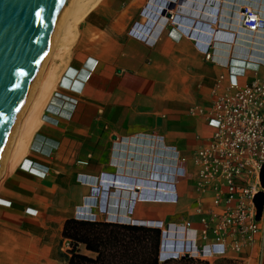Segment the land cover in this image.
I'll use <instances>...</instances> for the list:
<instances>
[{
    "label": "crops",
    "instance_id": "0c3cea01",
    "mask_svg": "<svg viewBox=\"0 0 264 264\" xmlns=\"http://www.w3.org/2000/svg\"><path fill=\"white\" fill-rule=\"evenodd\" d=\"M152 1L96 0L73 27L43 79L50 96L30 141L20 154L14 144L0 178V264H69L64 223L102 177L112 182L103 195L112 220L184 227L197 232L198 248L210 243L200 236L205 215L196 210L207 213L213 193L199 192L191 175L193 156L213 129L196 108L211 107L220 77L221 92L233 76L240 85L264 83V29L246 32L239 16L250 4L264 20V0H180V18L209 26L210 12H218L211 60L172 25L152 42L132 36ZM161 4L147 16L155 20ZM151 180L175 186V200L139 199L138 182ZM261 229L241 252L185 254L162 264H264V222ZM80 252L96 256L84 246Z\"/></svg>",
    "mask_w": 264,
    "mask_h": 264
},
{
    "label": "built area",
    "instance_id": "2783aa9c",
    "mask_svg": "<svg viewBox=\"0 0 264 264\" xmlns=\"http://www.w3.org/2000/svg\"><path fill=\"white\" fill-rule=\"evenodd\" d=\"M159 1L155 4H164L166 10H162L153 20L146 15L144 9L141 14L144 21L134 25L131 35L152 42L172 25L173 30L179 29L184 35L193 39L205 58L211 60L215 34L212 25L217 23L218 12L216 10L210 12L212 20L208 26L199 20L200 17L198 20L180 18L178 15L180 0H174L172 3L166 0ZM239 16L241 28L246 32L256 34L264 29V20L250 4L241 7ZM245 70L243 69L242 74ZM222 80L223 77H220L213 90L214 100L211 107L208 110L196 108L200 116H205L213 133L195 152L193 156L195 171L191 175L199 192L213 193L212 207L207 213H204L201 206L196 210L198 214L205 215L201 219L203 228L200 236L203 241H209L210 238L211 241L198 248L197 232L193 236L192 230L184 227L144 223L162 230L161 260L178 258L185 254L223 255L229 249L241 252L244 248L253 245L256 238L262 235L261 224L264 219L257 218L254 198L263 190L261 170L264 164V83L255 80L251 84L240 85L236 76H233L229 85L223 87L224 91L221 92ZM179 164L187 169L189 161L183 158ZM28 168L34 169L29 166ZM110 181V178L102 177L93 184L94 191L91 197L100 201L105 193V186L112 184ZM145 183L147 185L143 184V188H139L138 191L142 192L146 189L152 192V200H175V186L156 180ZM95 192L98 194L96 197L93 195ZM92 209L97 210V214L90 213L96 219L98 216H103L104 221H114L108 216V212L101 210L99 206H93ZM67 249H69L68 243ZM165 253L169 255L165 256L166 258ZM263 255L262 251V257Z\"/></svg>",
    "mask_w": 264,
    "mask_h": 264
},
{
    "label": "water",
    "instance_id": "95a60500",
    "mask_svg": "<svg viewBox=\"0 0 264 264\" xmlns=\"http://www.w3.org/2000/svg\"><path fill=\"white\" fill-rule=\"evenodd\" d=\"M68 2L0 0V164ZM141 193L139 199L152 200V192Z\"/></svg>",
    "mask_w": 264,
    "mask_h": 264
},
{
    "label": "trees",
    "instance_id": "16d2710c",
    "mask_svg": "<svg viewBox=\"0 0 264 264\" xmlns=\"http://www.w3.org/2000/svg\"><path fill=\"white\" fill-rule=\"evenodd\" d=\"M261 184L263 190L254 198L258 220L264 219V164ZM93 195L98 196L97 192ZM92 206H99L101 210L109 212L111 202H106L103 197L100 201L90 197L78 209L77 215L64 223L62 237L69 245V264H162L174 260L172 258L161 262V229L118 219L111 222L100 221L90 215ZM80 246L96 256L82 254Z\"/></svg>",
    "mask_w": 264,
    "mask_h": 264
},
{
    "label": "bare ground",
    "instance_id": "6f19581e",
    "mask_svg": "<svg viewBox=\"0 0 264 264\" xmlns=\"http://www.w3.org/2000/svg\"><path fill=\"white\" fill-rule=\"evenodd\" d=\"M83 1L84 0H69V2L67 4L66 10L62 16V19L60 21L58 28H57V31H56L55 36L53 38V41H52L51 47L49 49L48 55L46 57V60L42 66V69H41L38 77H37L36 83L34 84L32 90L30 92V95L26 101V105L24 106V109L22 110V113L20 114L18 122L16 123V127L14 128V131L12 132V135H11L10 141L8 143L5 155L1 161L2 165L0 164V175H1V170H2L4 160L6 158H8V155L10 154L11 150L14 151V144L16 146V148H15L16 153L20 154V152L25 149L28 142L30 141L31 134L34 131L36 124H38L39 119H40L41 114H42V111H43V109H44V107H45V105L49 99V96H50L48 82L46 81L45 83H41L40 77H41L42 70L44 69L45 64H46V62H47V60L51 54V51L56 44V40L58 38V35H59L61 28L63 26L64 27L66 26L65 23H66L68 17L74 16L76 19H79L87 12V10L90 9L89 7L84 8L85 3ZM153 2H155V0L152 1L151 3H153ZM171 2H174V0H172ZM212 3L214 4V2H212ZM207 5H209V4H207ZM151 6H155V5L152 4ZM216 8H218V7H216ZM162 10H166V9L163 8ZM162 10H161V12H162ZM25 114H27V115L24 116ZM22 116L26 118V119L24 118L25 121L20 120V118H22ZM20 121H23V123H24V124L22 123L23 126L19 124Z\"/></svg>",
    "mask_w": 264,
    "mask_h": 264
},
{
    "label": "rangeland",
    "instance_id": "374dc122",
    "mask_svg": "<svg viewBox=\"0 0 264 264\" xmlns=\"http://www.w3.org/2000/svg\"><path fill=\"white\" fill-rule=\"evenodd\" d=\"M156 1H159V0H155V2ZM83 2L85 3L84 8L85 7L91 8L94 5V3L96 2V0H84ZM155 2L150 3L148 5V7L145 8L146 15H149V14L157 15L158 14L157 10L155 11V10L151 9V5L152 4L156 5ZM156 3H158V2H156ZM160 6H162V4ZM160 13H161V10H160ZM79 19H76L74 16H70V17H68V19H67V21L65 23L66 26L65 27L63 26L64 27V28L62 27L63 29L61 28V30L59 32L60 36L58 35L59 39L57 38L56 44H55L54 48L51 51V54H50V56H49V58H48V60H47V62L45 64L44 69L42 70L41 77H40L41 83L43 82V79L45 78V76L52 70V67L54 66L53 65L54 61L58 58L59 54H61L63 52L65 43L68 42L70 37L72 36L71 31L73 30V27L79 22ZM26 115L27 114H25L24 116H26ZM24 118L25 117L22 116V118H20V120L25 121L26 118L25 119ZM23 121H20L19 124L22 125ZM11 152H12V150L10 151V154L8 155V158H6L4 160V163H3V166H2L3 170H2V174L0 175V178L5 173L7 167L11 166V163L13 162V155H12L13 152L12 153Z\"/></svg>",
    "mask_w": 264,
    "mask_h": 264
}]
</instances>
